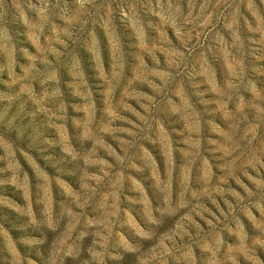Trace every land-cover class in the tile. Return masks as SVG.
I'll return each mask as SVG.
<instances>
[{"label":"rangeland","instance_id":"obj_1","mask_svg":"<svg viewBox=\"0 0 264 264\" xmlns=\"http://www.w3.org/2000/svg\"><path fill=\"white\" fill-rule=\"evenodd\" d=\"M0 264H264V0H0Z\"/></svg>","mask_w":264,"mask_h":264}]
</instances>
